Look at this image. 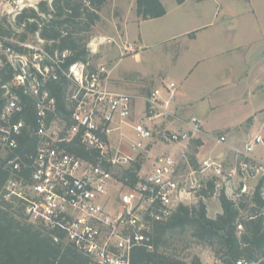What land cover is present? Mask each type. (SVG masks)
Segmentation results:
<instances>
[{"label": "built area", "instance_id": "obj_1", "mask_svg": "<svg viewBox=\"0 0 264 264\" xmlns=\"http://www.w3.org/2000/svg\"><path fill=\"white\" fill-rule=\"evenodd\" d=\"M36 5L34 0H0V25L7 19L15 29L12 35L0 36L1 51L13 70L10 83L0 82L5 98L0 113V160L14 174L5 196L23 201L30 222L48 231L60 230L94 263L133 264L137 247L153 249L154 223L166 221L180 204L205 199L210 181L216 189L220 179L238 183L233 193L237 201L244 194L252 195L262 182L264 198V161L254 155L255 148L264 144L262 135L233 146L231 160L209 155L194 163V144L205 133L204 125L197 116L178 113L174 106L178 84L167 82L143 96L114 90L90 62L67 64L70 50L49 51L47 41L38 34L35 41L29 36L21 39L25 25L16 28L17 16ZM3 68L0 59V73ZM62 78L67 83V118L53 89ZM17 89L33 100L35 111L31 136L36 146L24 157L15 151L30 125L16 119L24 109ZM137 100L144 102L139 115ZM216 139L226 144L225 135ZM73 142L82 144L88 156L68 151L67 144ZM159 145L176 146L177 152L156 155L142 175L141 160L152 158V150ZM23 166L31 170L29 181L17 176ZM127 172H133L137 180ZM258 177L251 187L250 181ZM260 213L264 215V209ZM237 228L241 233L243 224ZM214 264L223 263L216 260ZM237 264L258 262L240 259Z\"/></svg>", "mask_w": 264, "mask_h": 264}, {"label": "rangeland", "instance_id": "obj_2", "mask_svg": "<svg viewBox=\"0 0 264 264\" xmlns=\"http://www.w3.org/2000/svg\"><path fill=\"white\" fill-rule=\"evenodd\" d=\"M34 1L38 3L44 0ZM47 1L51 3L52 0ZM163 3L167 8L166 15L138 24L135 0H109L100 10V21L85 34L89 39L88 49L93 55L89 61L92 69L102 73L110 87L126 90L137 96L148 94L153 88L167 82L175 80L179 83L178 80L182 79L180 87L190 91L194 101L188 107L186 116H203V125L207 130H226L224 128L228 124L244 123L243 129L247 134L242 135V141L237 142L240 146L256 134L264 138V125L255 133L257 126L248 128L252 121H245L258 105L264 107V89L260 88L255 92L249 87L251 80H255L257 75L264 83V0H188L184 5L177 4L175 0H163ZM253 9L257 11V17L247 11ZM229 11H235L238 16L229 15ZM193 15H196L197 23L190 17ZM203 23L210 25V32L220 29L219 36H215L198 50H187L175 67L169 57H166L167 61H163L161 52L168 38L173 35L182 36L193 26ZM141 34L143 41L140 40ZM241 34L253 42L249 45L246 42L238 43L237 39ZM29 39L35 41L38 38L32 34ZM167 45L175 47V41L168 42ZM240 45L243 46L238 47ZM137 52L140 53L141 60H137ZM189 53L206 60L192 75L184 79L191 62L186 64ZM2 54L0 48L1 58ZM3 64L5 65L4 61ZM162 71L169 79L158 82ZM244 88H250L246 97H243ZM164 151V146H160L153 153ZM254 155L264 161V144L255 148ZM151 159L141 160L144 165L142 175L149 171ZM198 159L197 155L196 161ZM258 181L259 177L251 180V187H255ZM237 185L238 183L235 185L220 179L217 181L216 193L211 197L201 198L207 204L210 217L215 218L219 214L217 212H222L220 193L225 191L228 197L234 199L233 193L236 192ZM112 194L113 197L117 196V192ZM166 240L161 244L160 250L173 259L191 263L194 258H199L204 264H214L217 260L215 247L194 238L189 230L170 232L166 235Z\"/></svg>", "mask_w": 264, "mask_h": 264}, {"label": "trees", "instance_id": "obj_3", "mask_svg": "<svg viewBox=\"0 0 264 264\" xmlns=\"http://www.w3.org/2000/svg\"><path fill=\"white\" fill-rule=\"evenodd\" d=\"M109 0H47L37 4V8H25L17 17L15 25L20 28L25 25L24 31L19 34L21 39L38 33L47 41L49 51L68 49L71 55L67 64L75 61L88 62L93 56L88 49L89 39L85 35L100 21V10ZM182 4L186 0H175ZM136 15L140 20L160 18L167 14L163 0H135ZM13 27L7 19L0 25V36L12 35ZM10 44L9 41L4 42ZM18 50L19 47L15 46ZM0 57L5 62L0 73L1 84L10 83L13 79V70L7 63L3 53ZM58 97V106L63 116L67 118L65 78L53 85ZM24 105L21 114L16 117L27 120L30 125L23 131L19 139L16 153L24 157L26 152L35 150L36 141L31 136L35 125L33 100L21 90H16ZM4 89L0 88V113L5 103ZM201 139V138H200ZM198 139L194 144V152L202 145ZM68 151L87 157L88 151L77 142L67 144ZM196 162L195 156L192 157ZM134 181L137 176L127 172ZM31 170L23 166L17 176L29 181ZM14 174L4 166L0 160V264H97L89 256L78 251L68 242L60 230L48 231L43 225L32 223L25 213V205L21 199L12 196L6 198L7 184ZM262 182L252 195L244 194L239 201L231 199L225 191L220 193L222 212L215 218L208 215L207 204L203 199L197 203L180 204L166 221H158L153 225L151 242L153 249L144 246L137 247L132 255L133 264H204L199 258L191 263L173 259L160 250L166 235L175 230L190 231L191 236L215 247L217 260L223 264H237L242 258L246 262L264 264V198L260 195ZM216 193L214 181H210L203 197H211ZM247 212V216L243 212ZM243 224V231L239 233L237 225Z\"/></svg>", "mask_w": 264, "mask_h": 264}, {"label": "crops", "instance_id": "obj_4", "mask_svg": "<svg viewBox=\"0 0 264 264\" xmlns=\"http://www.w3.org/2000/svg\"><path fill=\"white\" fill-rule=\"evenodd\" d=\"M187 2H188V0H186L185 2H183L182 4H179V5H184ZM247 11L250 12L253 15V17L254 16L257 17V15H256L257 11L255 9L247 10ZM230 14H231V16H238V14H236L235 11H229V15ZM195 16L196 15H193L190 17H193L192 19L194 20V22L197 23V19H195ZM136 17H137V15H136ZM224 18L225 19L227 18L226 14H225ZM136 19L138 20L137 21L138 24L140 22L146 21V20H140L138 17ZM209 27H210V25L208 23H203L200 25L193 26L192 29L187 30L182 36L173 35V36H171V38H168L167 39L168 41H166V43L168 44V42L175 41V45H173L175 47H171L170 45H167V44L165 45L163 51L161 52V54H162L161 57H163L162 58L163 61H167L166 57H169V61H171L172 66L175 67L179 64L180 60L185 55L187 50L188 51H190L191 49L198 50L201 47H204L205 44H208L210 41H212L215 36H219L218 33H220V31H221L220 29H217L213 32H210ZM140 40L141 41L144 40V37L142 36V34L140 35ZM179 41H180V43H179ZM237 42L238 43L241 42L243 44L246 42V45H249L253 41H252V39H246L245 36L243 34H241L240 37L237 39ZM242 46L243 45H240L238 47H242ZM193 54L194 53H191V54L189 53L187 58H186L187 59L186 64L189 63L190 61L191 62H190L188 69L186 70V72L184 74V79L186 77L188 78L190 75H192L195 72V70H197V68H199V66L204 64V62L206 60L204 58H200V56H198V55H193ZM135 56L138 57L137 60L142 59L139 52H137L135 54ZM162 66H164V65H162ZM159 74L160 75H159L158 82H160V80L167 81L169 79L168 75L165 74L163 71L160 72ZM178 81H179V83L178 82L177 83H178L180 89H178V95L176 96L174 106H175V108H177V111L179 114L185 115V113L189 109L188 107L192 106L194 104V101L192 100L193 98H192V95L190 94V91H187V90L183 89L182 87H180V85L182 86V84H183V80L180 79ZM249 87L254 89L255 92H257L260 88L264 89V83L260 80L259 75H257L255 80H253V79L251 80ZM124 88H125V86H124ZM250 88H248V89L244 88L243 97H246ZM113 89L126 92V90H122V89L121 90L116 89V88H113ZM233 94L235 95L234 91H233ZM139 103H141V104L139 105ZM175 103H176V105H175ZM255 106H257V105H255ZM143 108H144V102L142 100H137V102H136V113H137V115L140 114V112L143 110ZM261 113H262V115H260ZM263 114H264V107L261 105H258L255 109H253L252 114H250V116L247 117V119L245 120V121H250V122L252 121L248 128H250L251 126H254V127L257 126L256 127L257 130L255 133H257L258 130L264 125V115ZM192 116H197L201 120L204 118L203 116L201 118L199 115H192ZM261 116H262V118H260ZM186 117H188V116H186ZM243 124L244 123H239V124H234L231 126H230V124H228L224 128V129L227 128L226 130H221V129L219 130V128H212L211 130H207L204 127L205 133L203 134L202 138L200 139L202 141V145L197 148V153H196V155H198V158H199L198 160H201L202 158L207 157L209 155L225 156L226 158L231 160L233 158L232 157L233 152L231 151V148L233 146H240L239 144H237V142L242 141L241 136L247 134L245 132L246 130L243 129L244 128ZM217 130L219 131V133H214ZM219 134L225 135L226 139H227L226 144H224L222 147L220 146V144L217 143V139H216V137ZM160 146H164V148L167 152H174V153L177 152L176 146L169 147V146H165V145H159V147ZM157 148H154L151 152L152 159H153V157H155L156 155L161 153V152L156 153V154L153 153V151ZM202 151H204V154H202ZM217 213H221V211L217 212Z\"/></svg>", "mask_w": 264, "mask_h": 264}, {"label": "bare ground", "instance_id": "obj_5", "mask_svg": "<svg viewBox=\"0 0 264 264\" xmlns=\"http://www.w3.org/2000/svg\"><path fill=\"white\" fill-rule=\"evenodd\" d=\"M38 3H39V2H38ZM38 3H37V4H38ZM27 8H29V7H27ZM34 8H37V6L34 7ZM21 13H22V12H21ZM21 13H20V14H21ZM20 14H19V15H20ZM19 15H18V16H19ZM18 16H17V17H18ZM7 21H8V20H7ZM9 24H10V23H9ZM11 26H12V25H11ZM15 26H16V25H15ZM12 27H13V26H12ZM16 28H18V27L16 26ZM18 29H19V28H18ZM13 30H14V32H15V29H14V28H13ZM23 31H24V30H23ZM23 31H22V32H23ZM37 34H38V33H36V35H37ZM38 35H39V34H38ZM7 36H9V35H7ZM29 36H30V35H29ZM39 36H40V35H39ZM178 89H179V88H178Z\"/></svg>", "mask_w": 264, "mask_h": 264}]
</instances>
